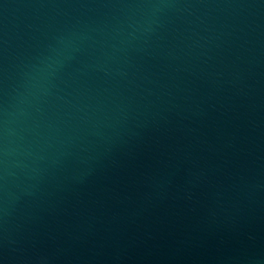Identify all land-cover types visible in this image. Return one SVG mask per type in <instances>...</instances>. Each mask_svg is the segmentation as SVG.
Listing matches in <instances>:
<instances>
[{"label": "water", "instance_id": "water-1", "mask_svg": "<svg viewBox=\"0 0 264 264\" xmlns=\"http://www.w3.org/2000/svg\"><path fill=\"white\" fill-rule=\"evenodd\" d=\"M0 264H264V0H0Z\"/></svg>", "mask_w": 264, "mask_h": 264}]
</instances>
